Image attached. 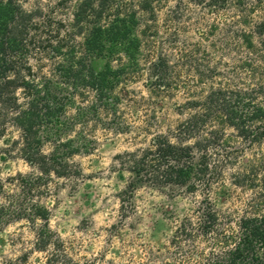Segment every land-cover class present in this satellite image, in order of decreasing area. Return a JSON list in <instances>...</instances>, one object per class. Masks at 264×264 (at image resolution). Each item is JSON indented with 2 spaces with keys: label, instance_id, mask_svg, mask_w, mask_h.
Segmentation results:
<instances>
[{
  "label": "rangeland",
  "instance_id": "obj_1",
  "mask_svg": "<svg viewBox=\"0 0 264 264\" xmlns=\"http://www.w3.org/2000/svg\"><path fill=\"white\" fill-rule=\"evenodd\" d=\"M18 2L33 14L20 64L36 86L20 89L18 101L25 108L36 88L58 95L65 104L52 130L58 136L49 135L42 152L61 154L59 143L73 141L81 151L67 162L80 175H42L22 157L20 129L1 114L0 205L8 212L0 218V264H227L242 222L264 217V121L248 116L264 106V0H110L114 11L136 15L139 48L134 57L116 47L104 58L85 46L92 23L76 21L82 0ZM108 63L121 72L101 95L84 80L90 67ZM219 90L249 94L237 105L249 134L205 123L203 136H221L210 151L217 174L195 192L138 181L120 157L159 136L177 142L180 126L204 114ZM39 176L29 191L25 179ZM33 206L48 210L47 223ZM41 230L50 238L44 248Z\"/></svg>",
  "mask_w": 264,
  "mask_h": 264
},
{
  "label": "trees",
  "instance_id": "obj_2",
  "mask_svg": "<svg viewBox=\"0 0 264 264\" xmlns=\"http://www.w3.org/2000/svg\"><path fill=\"white\" fill-rule=\"evenodd\" d=\"M109 1L99 0L96 3V0H82L80 3L76 13L77 23L88 19L92 23V27L86 32L85 46L97 58L112 55L116 47H122L128 57H134L139 48V40L134 35L136 15L131 10L114 11ZM111 13H114V17L104 25L103 19H107ZM32 18L33 14L25 13L18 0H0V117L2 113L11 116L13 124L22 132L23 159L37 167L42 175H80L79 172H72L74 166L67 162V158L81 151L79 147L73 146V141L59 143L58 148H66L61 154L58 150L50 156L42 152L45 140L51 139L49 135H56L52 130L57 126L65 108L58 95L50 87L45 91L36 88V95H33L25 108L16 95L20 89L30 90L36 87L22 75L20 64ZM120 72L121 70H113L109 63L99 71L90 67L88 80L84 82L99 94L108 95L107 86L112 85L113 78H117ZM245 94L224 90L212 93L205 105L204 114H197L180 126L176 134L177 142H172L169 137L159 136L152 140L149 148L120 157L122 163L127 165L138 181L154 186H182L195 192L201 183L209 182V175L217 174L216 168L210 163V151L221 143V136L218 131L203 136L205 123L210 119H217L222 124L237 128L239 134L246 137L249 134L246 123L249 120L264 121V106H254L248 114L249 120L245 119L244 114H240L237 105L244 101V97L249 96ZM246 105L249 108L250 104ZM42 126L45 130L44 137L40 134ZM2 133L0 131V137L3 136ZM261 135L264 136V129ZM191 140H195L192 145ZM42 180V176L25 179L28 190ZM33 208L34 218L43 219L47 223L48 210L35 206ZM5 212H8L6 206L0 205V218ZM209 219L213 221H210L211 225L216 220L215 215H211ZM241 228L240 241L230 250L227 264H264V217L246 219ZM38 236V246L46 247L50 241L49 236L43 230Z\"/></svg>",
  "mask_w": 264,
  "mask_h": 264
}]
</instances>
